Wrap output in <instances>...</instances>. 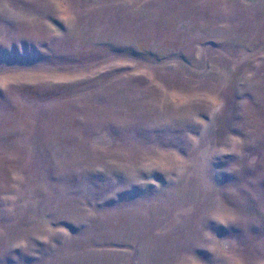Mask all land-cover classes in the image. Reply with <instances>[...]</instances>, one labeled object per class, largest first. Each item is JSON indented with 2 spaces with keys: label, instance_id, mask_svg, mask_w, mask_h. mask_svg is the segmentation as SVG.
<instances>
[{
  "label": "rangeland",
  "instance_id": "1",
  "mask_svg": "<svg viewBox=\"0 0 264 264\" xmlns=\"http://www.w3.org/2000/svg\"><path fill=\"white\" fill-rule=\"evenodd\" d=\"M0 264H264V0H0Z\"/></svg>",
  "mask_w": 264,
  "mask_h": 264
}]
</instances>
